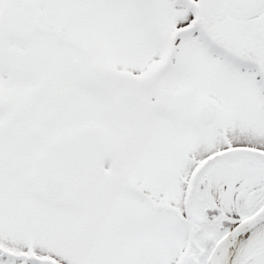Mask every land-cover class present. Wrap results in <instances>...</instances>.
<instances>
[{
    "label": "snow or ice",
    "instance_id": "snow-or-ice-1",
    "mask_svg": "<svg viewBox=\"0 0 264 264\" xmlns=\"http://www.w3.org/2000/svg\"><path fill=\"white\" fill-rule=\"evenodd\" d=\"M0 264H264V0H0Z\"/></svg>",
    "mask_w": 264,
    "mask_h": 264
}]
</instances>
